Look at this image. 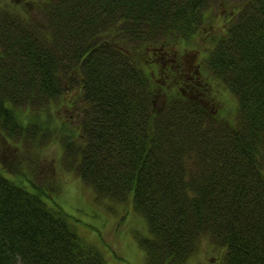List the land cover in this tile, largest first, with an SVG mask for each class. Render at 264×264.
<instances>
[{"label": "trees", "instance_id": "trees-1", "mask_svg": "<svg viewBox=\"0 0 264 264\" xmlns=\"http://www.w3.org/2000/svg\"><path fill=\"white\" fill-rule=\"evenodd\" d=\"M14 1L0 8L2 141L35 154L57 140L98 197L130 198L146 264H188L202 239L217 264H264V0ZM213 12L227 23L182 70L179 45ZM32 164L31 189L0 169V264H102Z\"/></svg>", "mask_w": 264, "mask_h": 264}, {"label": "rangeland", "instance_id": "rangeland-1", "mask_svg": "<svg viewBox=\"0 0 264 264\" xmlns=\"http://www.w3.org/2000/svg\"><path fill=\"white\" fill-rule=\"evenodd\" d=\"M18 4L14 0H0L2 9H11ZM220 12H213L215 19L196 39L188 45H179L183 50L179 52L182 70L187 69L192 72L198 61H202L203 53L211 45L210 35L217 34L224 28L227 19L225 14ZM74 79L79 81L80 78L76 76L71 80ZM165 84L166 80L163 82V85ZM74 85L76 81L67 82V86L64 82L68 98L81 104L80 87L70 88ZM217 92L218 89L210 87L209 101L214 99ZM217 101L222 108H225L224 116L227 118L234 116L235 101L227 91H224ZM65 106L67 105L61 106L60 109ZM23 116L26 117V113ZM69 130L67 128L66 131ZM1 138L0 135V169L7 176L21 181L30 189L26 180L30 178L32 163L34 166H39L40 175L53 178L54 182L45 186L44 197L49 203L57 204L69 215L72 222L78 225L81 236L99 251L102 264H146L144 252L137 242L138 236L146 234V228L143 219L132 209L130 198L124 203H118L98 197L93 188L85 184L75 172L67 171L62 166L63 152L57 140L51 141L34 154L25 149L24 145L10 146ZM218 260L219 249L209 246L206 239H202L188 264H217Z\"/></svg>", "mask_w": 264, "mask_h": 264}]
</instances>
